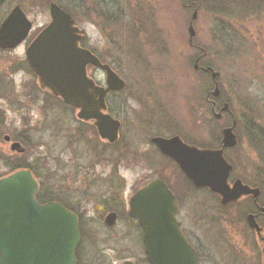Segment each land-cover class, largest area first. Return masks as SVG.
Here are the masks:
<instances>
[{
  "label": "rangeland",
  "instance_id": "1",
  "mask_svg": "<svg viewBox=\"0 0 264 264\" xmlns=\"http://www.w3.org/2000/svg\"><path fill=\"white\" fill-rule=\"evenodd\" d=\"M51 2L70 15L87 47L125 83L105 103L121 125L120 140L108 146L74 116L72 106L40 92L34 76L19 71L16 90L30 80L32 99L16 93L14 110L0 101V178L18 167L30 170L38 198L62 201L78 213L83 223L78 264H147L142 240L132 229L124 235L121 223L108 230L103 221L156 175L178 200L182 229L192 240L218 247V264H255L259 252L253 236L245 223L238 225L244 222V208L221 207L214 194L193 188L151 143L153 137L178 136L190 145L216 149L222 129L231 126L214 118L205 103V93L214 90L210 75L193 71L198 55L188 43L193 11L178 0H8L1 14L20 7L35 33L50 22ZM187 2L199 6L192 27L193 43L205 55L200 65L219 74V108L227 103L237 123L239 149L227 150L224 157L235 163L242 157L258 167L264 164V1ZM5 56L23 61L24 49ZM13 143L19 150L11 148ZM100 174L112 175V191ZM247 179L264 189V175L257 170Z\"/></svg>",
  "mask_w": 264,
  "mask_h": 264
},
{
  "label": "water",
  "instance_id": "2",
  "mask_svg": "<svg viewBox=\"0 0 264 264\" xmlns=\"http://www.w3.org/2000/svg\"><path fill=\"white\" fill-rule=\"evenodd\" d=\"M5 0H0V6ZM51 22L38 34L26 50V58L39 87L59 97L65 104L77 109L79 120L91 123L99 137L108 143L118 139L120 123L106 113L105 95L121 91L125 83L109 66L103 65L89 51L81 49L83 30L54 3L49 5ZM194 12L191 23L195 20ZM31 22L20 7H15L0 27V47H14L24 40ZM193 37V27L188 28ZM91 65L106 73V88L97 86L87 76ZM211 78L219 76L210 67ZM219 95L217 83L211 93ZM229 111L223 107L214 117ZM221 131V148L205 149L187 144L178 136L153 137L151 143L160 154L172 160L182 174L197 189H207L220 198L222 206L236 202L243 196L257 199L258 189H251L240 181L228 184L231 166L223 151L236 146L233 130ZM19 150L18 143L11 145ZM23 150H21L22 152ZM38 183L30 170H17L0 178V264H75L79 244L78 221L75 214L59 202L37 203ZM178 204L161 180H154L138 190L130 199L129 216L136 220L142 231L144 253L149 264H197L193 248L183 236L176 219ZM114 214L105 218V225L114 224ZM248 227L255 231L264 264V236L254 217L246 218ZM123 264H132L125 261Z\"/></svg>",
  "mask_w": 264,
  "mask_h": 264
},
{
  "label": "flooded vegetation",
  "instance_id": "3",
  "mask_svg": "<svg viewBox=\"0 0 264 264\" xmlns=\"http://www.w3.org/2000/svg\"><path fill=\"white\" fill-rule=\"evenodd\" d=\"M7 1L8 0H5L2 3V5L0 6V15H1V17H0V27H1L2 23L5 21V19L8 17V15L11 13L13 8H15V7H13L10 11H7L6 13L1 14V10L6 6ZM178 1L181 2V5H182V7L184 9H188V10L191 9L193 11L192 12V16H193L194 12H196V17H195V20H196L197 14H198V7H199L198 4H196V2H187V0H178ZM190 24L192 25V23H189V25ZM32 26H33V24L31 22V29H30L27 37L24 40H22L19 44H17L16 46L8 47V48H1L0 47V67L3 70L2 72H0V101L4 102V105L6 107H8L9 109H13V110L15 109L14 103L11 104V98L13 97L15 99L16 95H18V97H19V94H16V93H21L23 96H26L27 99H32V93L30 91V85H31L30 80L28 82H25V83L23 82L21 85H19L18 86L19 87V91L18 92L16 90V84L17 83H16V80H15V75L19 71H22L23 73H25V76H27V77L29 75H33L35 84H38V80L35 77V75L33 74V72L31 71V68H30L29 63H28L27 58H26V55H25V59L23 61L16 62V60L14 61L11 58H7V60H5L6 59L5 54H10V53L14 52L15 50L19 49V47H21V46L23 47L24 54H25L27 48L30 46V44L33 42V40L38 36L40 31L46 25L43 28H41L39 31L35 32V33H33L34 30H33ZM75 26H77L76 22H75ZM193 32H194L193 37H189V39H188L189 47L192 48L193 50H195V52L198 54L196 56V58L194 59L193 71L195 73L201 74L203 77H206L208 74L211 76V72H209V71L207 72L206 71V69L209 66H207V65L201 66L200 65V62L202 61V58L205 55L203 54V49L198 47L197 45H195L193 43V38L195 37V31L193 30ZM83 37H84L83 40L78 43V46L81 49H85V50L89 51L92 55H94L99 60V62L101 64H105V65L109 66L108 64L103 62L102 58L99 57L98 54L93 49L87 47V45L85 43V35ZM86 73H87V76L89 78H91L97 86H100L102 88H106L107 87V85H106V73L104 71H102L101 69H99L97 67H93V66L89 65V66L86 67ZM101 77H102V79H99ZM218 79H219V76L215 79V83L217 82ZM101 80H104V85H102ZM39 91L42 92V93L43 92L47 93L46 91L42 90L41 88L39 89ZM111 93H113V91H109L105 95V103H106V100H107L108 96H110ZM220 97H221L220 91H219V95L217 97H213L209 93H205V103H206V105L210 106V112L213 115V117H214V114H217V112L220 111V109L223 107V105L226 104V103H223L221 108H219V106H220V103H219ZM56 99L60 100L59 98H56ZM9 101H10V103H9ZM0 109H2V108H0ZM71 110H72L74 116H76L78 111L76 109H74V108L71 109ZM106 113L111 116V114L108 113V108L106 110ZM217 120H219V121H223V120L231 121V125L233 124L234 121L236 123L235 117L230 112V109L227 112L221 113L220 117H218ZM80 122H83V121H80ZM85 123H87V122H85ZM88 124H89L88 126L90 128H92V129H94V131L96 132L95 127L91 123H88ZM236 128H237V123H236V126H235L234 130ZM234 130H233V133H234V135L236 137V140H237L236 146L231 148V149H225L223 151V155H224V153L227 150H237V149H239L238 148L239 143H238L237 135L234 132ZM120 133H121V125H120V128H119L117 141L115 143H112V144L108 143V142H105V143L108 146H113V145L117 144L119 142V140H120ZM4 141L9 143L11 140L8 137H4ZM219 148H221V140H220V143H219V147L216 148V149H219ZM236 160L238 161L237 163L229 162L228 160H226L227 163L231 166V171H230L229 178H228V184L232 185L235 181H240L243 185H246V186H248L251 189H258L259 190V195H258L257 199H255V197L253 195H247V196H243L241 199H239L236 202H232V203H230L228 205L222 206L220 204V198L218 196H216V195L215 196L217 197V200L219 201V204H220L221 207H224V208L242 207V208H244L245 211L242 213V218H244V222L243 221H239L238 225H240V223L242 225H243V223L246 224V230H248V232L251 234V236H253V239H254V242H255V248L259 252V259H257L255 261V264H258V263L259 264H263L260 248H259V246L257 244V241H256L255 231L248 227L246 218L249 215L253 216L254 220H255V223L262 229V234L264 236V189H263V186L261 184H258V183H255V182L254 183L250 182L247 179L249 176L254 174L255 170H257V172L260 173V175L261 174L264 175V164L258 163L259 165H258V167H256L254 165V163L252 164V163H249V162H245L242 157H239ZM255 168H257V169H255ZM88 175H90V173ZM111 176H112L111 174H109L108 176H105L104 174H100L99 175V177H104L101 180L105 181V184H106L105 186L108 188L109 191H112V187H113V184H112V180L113 179H112ZM153 180H161L168 187V189L171 191V193L174 195V193H173L172 189L170 188V186L163 179H160L158 175H156L155 179L150 180L149 182H147L145 185H143L139 189L145 187L147 184H149ZM139 189L134 191V193L129 197V199L126 201V203L122 202L121 205H120L121 206L120 208L118 207L119 205L116 204L118 209L109 210V212L105 215V217L107 215H109V214H114L115 215L114 216L115 222H114V224L112 226L107 227L105 225V219L103 221V224L105 225V227H107L108 230H113V228H115L118 224L121 223L122 224V228L126 229V231L123 232L124 235L128 231V229H132L133 230V234L136 235L137 237H139L140 240H142V231L140 229V226L138 225L136 220L132 219L129 216V213H128L130 199ZM38 193H39V190H38V192L36 194V201L39 204H43V203L49 202V201H42L41 198H38ZM175 198H176V196H175ZM176 200H177V198H176ZM59 203L61 205H63L67 210L71 211L72 213H74L76 215L77 220H78V229H79L81 227V225L83 224V223H81V219L82 218L78 215V213L76 211H74V209L72 207L68 206L66 203H64L62 201H60ZM177 203H178V200H177ZM119 209H120V211H119ZM121 209L123 211H121ZM178 212H179V203H178ZM176 218H177V221L179 222L181 232H182L183 236L185 237L187 243L195 251V254H196V257H197V264H210V263L213 264V261H215V264H218V262H219V258H218V253L219 252L217 251L218 247L216 245H212L211 243H208L207 241L206 242L208 244H210L209 246H205V245H207V243L203 242L204 243L203 244L199 239H196V241L192 240L191 236L188 235L185 232V230L182 229L181 222L178 219V213L176 215ZM79 234H80V238H82V233H81L80 229H79ZM76 253H77V250H76ZM76 253H75V257H76ZM219 255H220V253H219ZM125 261H127V260H125ZM128 261H130V260H128ZM76 264H78L77 263V258H76Z\"/></svg>",
  "mask_w": 264,
  "mask_h": 264
},
{
  "label": "trees",
  "instance_id": "4",
  "mask_svg": "<svg viewBox=\"0 0 264 264\" xmlns=\"http://www.w3.org/2000/svg\"><path fill=\"white\" fill-rule=\"evenodd\" d=\"M22 168V167H21ZM16 169H19V167L18 168H16Z\"/></svg>",
  "mask_w": 264,
  "mask_h": 264
}]
</instances>
